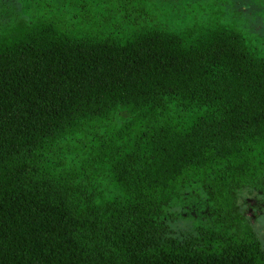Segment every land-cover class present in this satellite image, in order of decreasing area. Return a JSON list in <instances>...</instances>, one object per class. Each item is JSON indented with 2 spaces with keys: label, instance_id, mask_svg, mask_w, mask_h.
<instances>
[{
  "label": "trees",
  "instance_id": "obj_1",
  "mask_svg": "<svg viewBox=\"0 0 264 264\" xmlns=\"http://www.w3.org/2000/svg\"><path fill=\"white\" fill-rule=\"evenodd\" d=\"M115 1L0 0V264H264V0Z\"/></svg>",
  "mask_w": 264,
  "mask_h": 264
},
{
  "label": "rangeland",
  "instance_id": "obj_2",
  "mask_svg": "<svg viewBox=\"0 0 264 264\" xmlns=\"http://www.w3.org/2000/svg\"><path fill=\"white\" fill-rule=\"evenodd\" d=\"M3 2H8L10 0H2ZM91 3V6H95L97 3H99L101 0H88ZM119 0L112 2V4L110 5L111 7H114V4H117ZM156 2V4H158L159 6H154L153 3L147 1V0H135L133 2V4H140L143 7H145V11L147 12H151L152 10L159 8V9H166V10H171V5H173V2L170 3L166 0H154ZM12 3L16 6V7H20V3L18 2V0H12ZM98 5H96L95 7H97ZM160 6H164V8H161ZM198 9V7L196 8ZM116 11V8L114 9ZM124 10V9H122ZM121 13V12H119ZM257 198L259 201L257 202V204H254V201L252 198ZM240 202H241V206L242 208L245 210L247 208H251L252 211L256 210L258 212L257 216L252 218V221L254 223V226L259 234V237L261 238L262 243L264 244V191L262 192H257L255 190H245L241 193L240 196ZM195 205V203H194ZM258 206H261L258 209ZM195 207V209H194ZM189 207L188 206H178L176 208H174L175 210H181L183 215L176 221L172 222V227L175 230V232L177 234L180 233H186L189 231L194 230V228L202 223V216H201V212L199 209V206L196 207L195 206ZM192 210H190V209Z\"/></svg>",
  "mask_w": 264,
  "mask_h": 264
}]
</instances>
